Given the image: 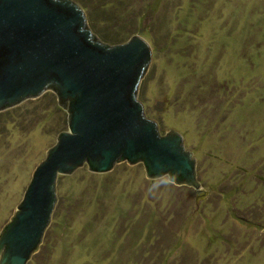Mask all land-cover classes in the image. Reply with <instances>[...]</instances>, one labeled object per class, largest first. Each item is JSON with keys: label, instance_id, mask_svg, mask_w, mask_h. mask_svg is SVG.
<instances>
[{"label": "rangeland", "instance_id": "1", "mask_svg": "<svg viewBox=\"0 0 264 264\" xmlns=\"http://www.w3.org/2000/svg\"><path fill=\"white\" fill-rule=\"evenodd\" d=\"M72 1L100 41L152 43L137 95L160 134L181 130L201 185L84 163L26 264H264V0ZM65 130L53 90L0 110V232Z\"/></svg>", "mask_w": 264, "mask_h": 264}, {"label": "water", "instance_id": "2", "mask_svg": "<svg viewBox=\"0 0 264 264\" xmlns=\"http://www.w3.org/2000/svg\"><path fill=\"white\" fill-rule=\"evenodd\" d=\"M147 68L152 43L144 35L104 43L79 3L0 0V110L53 90L68 126L34 168L0 232V264H26L42 250L61 174L84 163L92 172L110 173L120 161L141 162L150 179L167 175L178 185H201L181 130L160 134L137 95Z\"/></svg>", "mask_w": 264, "mask_h": 264}]
</instances>
